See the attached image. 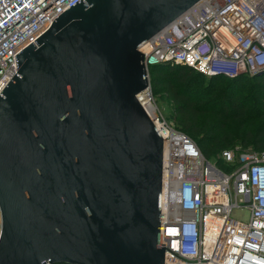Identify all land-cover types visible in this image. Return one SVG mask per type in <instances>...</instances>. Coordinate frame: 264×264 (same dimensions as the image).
<instances>
[{
  "label": "water",
  "instance_id": "obj_1",
  "mask_svg": "<svg viewBox=\"0 0 264 264\" xmlns=\"http://www.w3.org/2000/svg\"><path fill=\"white\" fill-rule=\"evenodd\" d=\"M197 1L78 0L14 55L0 264H164L162 138L136 99L149 85L138 49Z\"/></svg>",
  "mask_w": 264,
  "mask_h": 264
},
{
  "label": "built area",
  "instance_id": "obj_2",
  "mask_svg": "<svg viewBox=\"0 0 264 264\" xmlns=\"http://www.w3.org/2000/svg\"><path fill=\"white\" fill-rule=\"evenodd\" d=\"M78 0H0V92L14 55ZM84 1V0H82ZM153 66L184 65L206 78L264 69V0H198L138 49ZM136 99L162 138L159 244L164 264H264V152H221L230 172L208 161L156 105L150 83ZM249 219L232 218L233 208Z\"/></svg>",
  "mask_w": 264,
  "mask_h": 264
},
{
  "label": "trees",
  "instance_id": "obj_3",
  "mask_svg": "<svg viewBox=\"0 0 264 264\" xmlns=\"http://www.w3.org/2000/svg\"><path fill=\"white\" fill-rule=\"evenodd\" d=\"M195 76L206 78L192 68L184 65L153 66L149 68V83L156 104L157 97L160 94L165 95L166 99L171 103L172 116L179 127L169 120L167 122L175 129L188 135L194 142V138H197V142L195 143L203 156L209 159V157L214 156L216 151L223 148L227 150L233 145L234 140L216 135L217 130L214 126L206 129L199 126L200 117L214 113V110L206 108V105L203 104V99L209 94L212 95L219 84L225 85L226 91L231 93L240 92L239 89L247 90L248 94H244L243 96L234 95L229 99H222L220 111L214 114L216 122L227 117L230 110L235 111L239 116H243L250 104H260V107L264 111V74L251 76L250 80L252 83L246 88L243 84L245 83V77L248 76L247 74L235 78H206L212 81V83L205 86H201L200 81L194 78ZM190 89H193L191 93H189ZM249 93H253L257 97V100L251 101ZM260 94H263V96L258 99ZM261 116H264V114L261 113ZM261 125H263V130H258L254 134H251V132L246 133L242 140L243 147H246L248 142H250L255 152H264V120ZM220 159L222 160L221 154ZM232 168H234V165H229L226 172H230Z\"/></svg>",
  "mask_w": 264,
  "mask_h": 264
},
{
  "label": "rangeland",
  "instance_id": "obj_4",
  "mask_svg": "<svg viewBox=\"0 0 264 264\" xmlns=\"http://www.w3.org/2000/svg\"><path fill=\"white\" fill-rule=\"evenodd\" d=\"M248 76L245 77V83L243 84L245 88L252 83V81L250 80L251 76ZM194 78L200 81L201 86L210 85L212 83V81H210L209 79L201 76H195ZM224 86L225 85L219 84V86L216 87V91H213L214 93L212 95L209 94L203 99V104L206 105V108L214 110V113L200 117L199 126L205 129L214 126V128L217 130V133H215L216 135L225 136L227 139L234 140L233 145H231L228 149L255 151V149L251 145L252 143L250 142H248L246 147H243L242 140L244 139L246 133L251 132V134H254L258 130H263V125H261V123L264 120V116H261V113L264 114V111L260 107V104H250L246 108L243 116H239L235 111L230 110V113L227 114V117L223 118L221 121L216 122V117L214 116V114L217 111H220L222 99H229L234 95L243 96L244 94H248L247 90L244 91L243 89H239L240 92L238 91L237 93H231L229 91H226V87ZM192 90L193 89H190L189 93H191ZM261 96H263V94H260L258 96V99H260ZM249 97H251V101L257 100V97H255L253 93H249ZM170 104V101L166 99L165 95L160 94L157 97L156 105L162 112L164 118L173 122L177 127H179L172 116ZM194 140L195 142H197V138H194ZM222 150H224V148L216 151L214 156L209 157V159L207 160L215 164L222 171H227L228 165H226L220 159ZM216 161L219 163H217ZM231 216L232 218L240 221H247L249 219V211L247 208L236 207L232 209Z\"/></svg>",
  "mask_w": 264,
  "mask_h": 264
}]
</instances>
